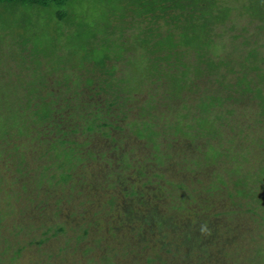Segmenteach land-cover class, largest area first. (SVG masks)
Returning a JSON list of instances; mask_svg holds the SVG:
<instances>
[{"label":"rangeland","instance_id":"rangeland-1","mask_svg":"<svg viewBox=\"0 0 264 264\" xmlns=\"http://www.w3.org/2000/svg\"><path fill=\"white\" fill-rule=\"evenodd\" d=\"M131 1L71 0L68 17L63 20L57 17L56 7L0 4V264H161L171 256L159 241L152 239H159L160 235L151 225H140L141 232L146 234L143 238L131 235V247L121 238L110 236L106 230L111 224L101 223L102 233L88 228L96 209H87L84 204L83 193L90 175L84 176L82 172L91 174L95 167L100 171L103 164L93 161L88 154H76V158L69 159L65 153L75 146L51 149L52 145L46 142L56 137L37 134L40 127L33 123L32 115L39 105L48 102L56 103L60 122L68 127L65 131H82L92 118L98 123L126 125L127 131H141L147 118L141 117L146 112L143 109L152 110L147 119L157 116L156 144L162 145L161 153L145 138L136 139L135 133L131 135L134 138L124 141L122 148H113L117 144L110 147L113 137L104 139L102 135L109 128H96L91 133L84 129L86 133L76 135L77 141H89L95 150L88 153L110 163L130 157L138 161L147 156L153 159L155 153L170 156L163 159V165L166 163L169 171L178 167L177 173L164 172L165 181L151 180L150 187L144 189L147 201L139 205V213L157 207L162 223L177 216L180 224L188 226L184 233H190L193 229L198 231L203 218L235 211L240 215L230 213L214 223L220 229L231 227L246 234L237 239V247L233 245L227 256L223 255L221 263L254 264L259 250L264 254V221L260 219V225L251 214L264 213V0H212L216 9H229L220 21L212 22L208 17L205 29L212 40L210 54L215 52L214 60L224 66L214 70L204 65L201 75L195 72L199 66L198 47L180 45L174 50L165 46L159 51L154 46L171 34L178 43L186 28L202 21L201 13H192L196 6L187 1V8L179 11L164 0H156V17L136 16L131 11ZM198 4L199 8L205 6V0ZM151 32L154 36L149 38ZM144 39L148 44L143 43ZM253 51L256 57L251 59ZM100 61L108 64L98 70L99 74L96 72V80L97 76L111 80L107 74L111 71L114 78L124 77L127 82L102 83L105 92L96 93L93 100L88 98L93 104L81 109L86 114L97 111V115L85 114L81 118L74 114L70 119V111H78L72 106L83 98L76 81L93 76L89 73L96 70L94 63ZM154 63L158 73L146 75ZM70 77L68 85L66 80ZM107 84L113 85L109 92ZM29 92L36 106L25 115L30 132L25 138L11 127L15 126L13 114L20 113L17 110L28 101ZM117 92L120 97L131 96L122 112L105 107V102L111 101ZM217 98L225 104L216 103ZM83 103L88 104L86 98ZM120 116L125 117L122 123ZM196 117L221 129L213 142V147L225 154L221 160L209 162L201 156L199 163L193 162L197 161L194 156L198 152L209 149L205 133L187 129ZM177 122L184 135L178 136L168 128ZM2 127L11 133L5 136ZM188 135H195V141H189ZM101 144L102 152L96 150ZM78 157L85 161L75 163ZM70 165L71 179L58 184ZM149 165L147 172H157L153 163ZM112 172L109 168L107 176ZM108 181L114 182L112 178ZM146 182V177L140 180L142 186ZM107 191L101 192L107 207L111 200L120 201L119 190ZM81 226L91 231L88 238H80ZM135 227L139 225L132 223L127 229ZM173 231L170 234L174 237L169 240L174 243L170 247L172 254L182 238ZM150 239L152 243L148 245ZM180 256L185 257L186 253Z\"/></svg>","mask_w":264,"mask_h":264},{"label":"trees","instance_id":"trees-1","mask_svg":"<svg viewBox=\"0 0 264 264\" xmlns=\"http://www.w3.org/2000/svg\"><path fill=\"white\" fill-rule=\"evenodd\" d=\"M71 0H0V4H18V5H29L33 7H42V8H51V7H56L58 9L57 11V17L61 20L66 19L68 17V7L70 4ZM187 1L191 2V5H195L196 9H193L192 13L199 12L203 15V17L199 14V17L202 19V21L198 22L197 24H191L188 28L185 29L184 34L181 35L180 41L177 43L176 40H174L176 37L175 35L171 34L170 36H165L163 39H159L157 44L154 43V46L158 47L159 51H162V49L165 48V46H169L170 48L174 50H178V47L180 45H190L191 47H198V50L196 52L197 55V63L199 66L195 68V72L197 75H201L200 71L202 66L207 65L214 70H219L220 67H223L224 64L222 62H217L214 60L216 59V55L213 53L210 54L211 52V42L212 40L209 38L208 39V34L207 31L205 30L207 28V23H209V19L212 20V22L215 21H220L221 17H225L227 15V11L229 9L224 8L221 10H218L215 8V2L212 0H205V6H200L199 4L201 0H164L165 3H168L171 5V7L178 8L179 11H184L187 7V4H185ZM260 3L263 4V1ZM157 6V1L156 0H132L131 1V11L133 14L136 16H142L144 14L148 15H154L155 12L158 10H155V7ZM160 11L163 12L165 11L163 8H160ZM214 12H217L214 13ZM186 14V13H184ZM182 16V14H180ZM207 18V19H206ZM153 32V31H152ZM150 33L149 38H152L154 36L153 33ZM144 44H148L147 40H143ZM152 44L150 41L149 45ZM120 52H125L123 49H120ZM251 59H254L256 57V53L253 51L251 52ZM117 60H120L117 58ZM108 64V61L104 64L103 62H96L94 63L95 71L90 72L89 74H94L93 76L88 75L85 77V80L78 82L76 81V88L79 91V94L83 96L81 100H78L76 104H74L72 107L75 110H78L76 113H73L70 111V119L74 118V114L81 116V118H85V112L81 111L82 108L89 107L93 103L89 100H93V98L96 96V93H101L105 92V85L101 86L102 83L106 81H115L118 83H126L127 80H125L124 77L120 78H114L113 73L114 72H107L109 75L108 77H111V80H101V77L97 76V80L95 79V74L96 72L98 73V70L101 67L105 66ZM157 65L154 63L152 66L148 68L146 75H156ZM227 67V66H226ZM186 69L187 66H184ZM116 69V68H115ZM112 69V70H115ZM186 72V71H185ZM100 73V72H99ZM98 73V74H99ZM117 73V72H116ZM142 75V74H140ZM184 75V72H183ZM144 76V75H143ZM142 76V77H143ZM136 77V76H135ZM139 81V77H136ZM185 78V75H184ZM114 79V80H113ZM132 79V78H131ZM71 80V77L69 80H66V84L69 85ZM181 82V80H180ZM113 86V85H112ZM111 86V87H112ZM107 87L109 88L106 92L111 91V87L107 84ZM29 99L27 102H24L23 104H20L19 109L17 111H20L18 115L13 114V119H14V127L13 131L16 130V132L22 136V137H28L29 131L26 128V125L28 124L27 120L25 119V115L27 116L29 112V109L32 107L35 108L36 102L32 100V97L29 92ZM120 93L117 92L114 94L112 97L111 101H106L105 102V107L108 110H111L113 108L119 109V111H123V109L127 106V103L129 102L131 96H126V97H120ZM86 98V103H83ZM89 98V99H88ZM84 99V100H83ZM214 101L220 105L225 104L220 101V98L214 99ZM264 101V99H263ZM41 103V102H37ZM215 104V103H214ZM39 105L38 111L33 113L32 118H33V123L38 125L40 127V132L37 134L40 135L41 133H44L42 137H46L49 135L56 137L54 140L53 138L51 140H47L46 143L49 145H52L51 149H58L60 146H75V148L70 149L68 152L65 153V156L67 158H72L75 157L76 154H79L81 156H91L93 161H101L103 166H101V170L99 171L96 167L91 169V174H86L84 171L82 172L83 175H90V179L88 182V187H86V192L83 193L84 196V204L88 208L96 209L95 215H94V220L91 222V224L88 226V228L92 231L97 229L98 232L102 233L101 229H104L101 225H108V229L105 230L110 233L111 237H118L121 238L124 242L127 243V246L131 247V235L132 236H137V237H144L146 233L141 232L140 229H142V226L145 225H151L159 230L158 234L160 236L159 239H154V241H159L161 248H163L167 254H170L171 256L168 258H164L161 261V264H222V259L223 255L225 254V257L228 254V251L231 250L234 246L237 247L236 241L239 239L240 236L246 235L245 233L242 232V230L239 232L236 228H231V227H225L223 229H220L219 226L214 225L215 220H219V218L225 216V215H230V213L234 215H240V213H237L235 211H227L226 213H219V214H212L209 216L210 218H203L202 223L200 224V228H197L198 231L194 232L191 230L190 233L185 232V228L188 226H185L184 224H180L177 219V216H173L172 219L169 218L166 220L164 223H162L159 219H161L160 215H158L156 212H158V208H153L144 213H139V205L143 204L146 200V190L145 188L148 189L151 185L150 182L153 178H158L161 180L165 181V173L164 172H174L177 173V165H175L177 168L175 169L174 167L172 168L171 171H169V167L166 166L164 163V158L169 159L170 156L160 154L161 152L159 151L162 145L156 144V136L159 135V132L156 131L155 129L158 130V125H157V116L154 115L151 120H148V116H152V113L150 110L143 109V112L145 114H141L142 118H145L147 115L146 121H144V126L141 131H127V126L125 125H118L116 124L117 122H102L98 123L96 118H92L85 127H83L82 131L80 129H69V131H65V128H68L62 125L59 119L58 110L56 109V103H51L48 102L44 106ZM55 106V108H54ZM203 106V105H202ZM203 108V107H202ZM16 111V112H17ZM28 112V113H27ZM97 111H94L92 113H87L86 116L92 117L96 116ZM120 113V112H119ZM98 117V116H97ZM122 119L119 123H122L123 119L125 117H121ZM88 121V120H87ZM21 123L19 126L18 124ZM30 125V123H29ZM97 129H104L106 130L107 128L110 129V131H103L102 135L104 139H111L110 141V147L114 144H117L113 148L117 149L118 147H123L124 146V141L129 140L132 137V133H135L138 137L136 139L145 138L146 141L154 146V150L156 149L157 152L159 151L160 153L158 154H152L151 157H145L142 160H137L135 158L130 157L129 159L126 160H121V161H116L111 163L109 161H105V158L99 157L95 153H88L89 151H94L95 149L93 146H90L91 144L89 141H86L84 143H79L77 141L76 135L78 133H86L85 130L88 133L95 132ZM168 128L173 131L176 135H184L182 131V125H180L178 122L173 124V126H168ZM224 128V127H222ZM85 129V130H84ZM187 129H192V130H200L201 132L199 133H205L208 142L206 145H209V149L206 151L198 152L197 155H195V159L197 161H193L194 163H199L201 156L206 160V161H211L214 160L215 162L222 157L225 156L224 153H221L220 151L216 150L215 147H213V142H216L217 138L219 137V130L217 129L211 122H209L205 118L201 117H196L192 119V123L190 125H187ZM30 130V129H29ZM1 132L6 133L5 136L9 133H11L8 128L6 130L5 127L1 128ZM169 132V131H168ZM52 133V134H51ZM30 136V135H29ZM197 136V134H196ZM110 137V138H109ZM130 137V138H129ZM189 141L195 137L194 136H186ZM196 138H193L192 141H195ZM50 141V142H49ZM191 141V142H192ZM104 142V141H103ZM87 148L86 151H84V148ZM92 148V149H91ZM77 149V150H76ZM82 149V150H80ZM102 152L103 145L101 144L98 150ZM85 152V153H84ZM99 152V155L101 153ZM133 151L131 152V154ZM147 154V153H146ZM95 155L96 157L93 158L92 156ZM149 155V154H147ZM76 158V157H75ZM74 158V159H75ZM203 160V159H202ZM75 163L81 164L85 160L83 158H77L74 160ZM170 161V160H169ZM148 163V165H146ZM153 163L157 168V172H153L150 174L149 172L146 171V169L150 166L149 164ZM217 165V164H216ZM145 166V167H143ZM63 165H60V168L62 169ZM73 168V165H70L69 169L65 170V173L62 174L61 178L58 180V184L61 183H67L69 179H71V174L70 171ZM109 168L113 169L112 175L107 176L106 172L109 170ZM163 169V171L161 169ZM167 169V170H166ZM179 170V169H178ZM264 170V168H263ZM162 172V173H161ZM112 178L114 182H109L108 178ZM146 177L147 182L145 185H141L140 180ZM54 178V177H53ZM219 182L224 184L223 178L219 177ZM182 187H184L182 185ZM113 189L115 192L119 190L118 197L120 201L117 200H111L107 205L104 203L103 198L101 197V192H106L108 193L107 190ZM118 193V192H117ZM131 199H133L131 201ZM103 202V203H102ZM135 207V208H134ZM157 210V211H156ZM253 211V210H250ZM245 213H242V216ZM254 216H256V219L254 218L253 220L257 223L261 221H264L263 214H259L258 212H253L251 213ZM247 215V214H246ZM107 220V222H106ZM213 220V221H212ZM213 222V223H211ZM108 223V224H107ZM132 223H136L139 225L138 228L135 227V229H127L129 226H131ZM177 223V225H176ZM142 225V226H140ZM260 225L262 223L260 222ZM177 226V227H175ZM190 227H192L190 225ZM85 227H80V232H81V237L80 238H88L89 235L91 234V231ZM127 229V230H126ZM176 232V234L180 233L182 237L180 240V244L177 246V250L175 249L174 251L176 253L171 252L170 247H174V243H170L169 240L170 238H173L174 235L170 234L172 231ZM105 230H103L105 232ZM196 230V229H195ZM64 231V228H63ZM182 232L184 234H182ZM169 234V237H168ZM152 239L148 240L147 243L148 245L152 243ZM132 241L134 242V239L132 237ZM234 243V244H233ZM234 245V246H233ZM166 248L168 250H166ZM185 252L186 256H180L181 253ZM203 254V255H201ZM180 256V257H179ZM224 257V258H225ZM201 259V262L198 261ZM225 261V259H224ZM238 262V261H237ZM241 264V263H240ZM254 264H264V254L262 253V250H259L257 254V258H254Z\"/></svg>","mask_w":264,"mask_h":264}]
</instances>
